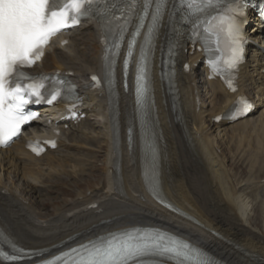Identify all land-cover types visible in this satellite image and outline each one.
Returning a JSON list of instances; mask_svg holds the SVG:
<instances>
[{
    "label": "bare ground",
    "instance_id": "1",
    "mask_svg": "<svg viewBox=\"0 0 264 264\" xmlns=\"http://www.w3.org/2000/svg\"><path fill=\"white\" fill-rule=\"evenodd\" d=\"M167 20L168 10L146 54V28L135 36L133 21L110 63L109 92L89 87L91 74L106 71L99 22H84L70 33L68 46L48 49L36 71L72 73L86 118L71 125L58 121L57 109L46 110L47 120L61 131L56 150L34 158L24 151L23 140L0 150V232L9 241H0V254L17 257L0 258V264H44L89 240L131 227L174 235L219 264H264V177L232 180L220 151L228 126L264 143V26L253 18L247 21V36L256 47L247 49L239 92L230 95L206 79L201 53ZM87 32L91 35L82 36ZM141 65L147 90L138 103ZM237 95L250 98L255 111L233 124L216 123ZM43 130L41 120L27 131ZM259 154L264 155V147L248 155L242 151L250 168ZM98 158L95 184L75 187L89 177L86 171H95ZM69 163L79 170L66 171ZM63 176L72 178L66 182L74 184L73 197L42 209L40 203L49 200L44 195L50 197L49 189L58 188L50 183L65 180Z\"/></svg>",
    "mask_w": 264,
    "mask_h": 264
},
{
    "label": "snow or ice",
    "instance_id": "2",
    "mask_svg": "<svg viewBox=\"0 0 264 264\" xmlns=\"http://www.w3.org/2000/svg\"><path fill=\"white\" fill-rule=\"evenodd\" d=\"M216 2L217 0H184L191 16H198ZM236 2L240 3V0ZM150 5L151 0H143L142 11L147 14ZM163 6V0H157L155 13L151 15L149 35L162 15ZM243 7L247 8L248 4H243ZM253 7L264 16V0H257ZM135 8L136 0H131L117 16L115 0H0V144H6L17 136L20 126L32 119L24 112L29 98L34 96L35 103L45 98L40 91L43 84L23 85L24 81L36 78L25 75L20 69L30 67L39 60L53 36L79 24L82 18H97L106 31L112 30L114 21L123 19V24L116 25L122 32L128 16ZM228 12L243 15L242 9L236 7H230ZM205 24L208 25L205 29L207 38H216L217 50L221 52L218 59L227 68H234L241 51L240 29L234 18L231 15L222 16L216 24H212L210 20L205 21ZM221 35L226 48L230 50L228 56L219 48ZM131 48L130 43L129 55L132 54ZM141 59L143 61V57ZM212 67L216 68L217 64L213 63ZM139 72L138 103L147 90L143 65ZM49 95L51 99L47 102L52 103L61 95V91L56 89ZM249 108L250 105H245L243 111L246 112ZM0 241L9 242L3 232H0ZM148 257L168 259L173 264H216L203 250L174 235L159 229L141 227L123 228L99 236L45 261V264H149L145 259ZM0 258L11 260L17 257L0 254Z\"/></svg>",
    "mask_w": 264,
    "mask_h": 264
},
{
    "label": "rangeland",
    "instance_id": "3",
    "mask_svg": "<svg viewBox=\"0 0 264 264\" xmlns=\"http://www.w3.org/2000/svg\"><path fill=\"white\" fill-rule=\"evenodd\" d=\"M91 35L90 32H87L86 34H83L82 36ZM91 43V40H89ZM228 130V137L226 141H224L221 144V152L222 156L228 159V163L226 165V168L229 170V177L232 180H235L237 182L241 181H258L259 179H262L264 177V163H259L260 159H264V155L259 154L257 156L258 163L254 164L252 168L247 164V159L242 157V151L246 150V154L248 155L249 152H252L253 149L263 148L264 143L262 142L261 138L256 139V135H246V134H239L233 130L230 129V126L227 127ZM75 153V151H74ZM101 154V153H100ZM99 160V158L97 159ZM263 165V166H260ZM100 166L101 162L100 160L96 162L95 164V171L93 172H87L89 174V177L86 179H82L79 181L78 186L75 187H83V186H89L91 187L93 182H95L98 178V175L100 173ZM260 169V174L257 175L258 171ZM87 170L88 168H84ZM77 171L79 170L78 167H75L74 163H69L66 165V171ZM64 177V176H63ZM65 180L63 181H53L50 183V186H55V184L58 186L57 190H54L53 188H48L50 191V197H46L47 194H45V198L49 199L46 201H42L40 203V206L42 209L48 211L50 209H54L55 207L59 206L60 203L68 198L73 197L75 188L73 187L74 184H69V182H66V180H69L71 182L72 178L64 177ZM47 188V189H48ZM56 199V200H55ZM66 202H69L66 200Z\"/></svg>",
    "mask_w": 264,
    "mask_h": 264
}]
</instances>
